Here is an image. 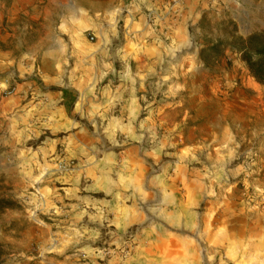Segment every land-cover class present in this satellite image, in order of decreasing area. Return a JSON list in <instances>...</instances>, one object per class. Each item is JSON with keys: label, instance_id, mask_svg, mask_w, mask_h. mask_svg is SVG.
<instances>
[{"label": "rangeland", "instance_id": "1", "mask_svg": "<svg viewBox=\"0 0 264 264\" xmlns=\"http://www.w3.org/2000/svg\"><path fill=\"white\" fill-rule=\"evenodd\" d=\"M149 16L131 31L119 10L113 30L96 21L66 55L95 94L142 75L129 137L95 112L90 147L71 157L72 131L23 122L8 139L0 127V264H264V113L245 103L255 87L232 51L264 35V0H170ZM127 146L137 172L119 165Z\"/></svg>", "mask_w": 264, "mask_h": 264}, {"label": "crops", "instance_id": "2", "mask_svg": "<svg viewBox=\"0 0 264 264\" xmlns=\"http://www.w3.org/2000/svg\"><path fill=\"white\" fill-rule=\"evenodd\" d=\"M86 1L81 4L80 0H0V127L5 131L3 137H19V134L13 136L11 129L20 128L23 122H31L51 135L53 131L57 136L72 131L62 142L67 144L73 157L75 150L81 152L90 147L87 128L95 112L107 119V127L114 136L118 133L130 136L137 129L143 108L133 84L142 75L128 73L124 79L130 82L129 87L127 83H119L117 88L107 85L95 94L88 74L75 72L76 63L70 69L65 67L66 55L77 54L84 46L80 35L93 31L96 21L107 20L113 30L119 10L131 21V31L151 29L149 11L169 10L170 0H153L143 6L132 1L125 5L122 0ZM169 16L168 13L167 19ZM131 44L139 45L138 41ZM247 78L255 88L254 95L245 103L264 113V89L254 78ZM6 88H11L12 93H5ZM141 123H144L142 119ZM115 145L119 146L117 141ZM125 150L120 155L119 165L137 172L141 164L133 156V148L127 146ZM108 157L111 163L117 160L115 152Z\"/></svg>", "mask_w": 264, "mask_h": 264}, {"label": "trees", "instance_id": "3", "mask_svg": "<svg viewBox=\"0 0 264 264\" xmlns=\"http://www.w3.org/2000/svg\"><path fill=\"white\" fill-rule=\"evenodd\" d=\"M236 46L232 48L234 53L239 54L245 63L249 74L259 84H264V35L263 33H251L244 39H236ZM4 200H0V204ZM6 254L4 247L0 244V260Z\"/></svg>", "mask_w": 264, "mask_h": 264}, {"label": "built area", "instance_id": "4", "mask_svg": "<svg viewBox=\"0 0 264 264\" xmlns=\"http://www.w3.org/2000/svg\"><path fill=\"white\" fill-rule=\"evenodd\" d=\"M149 18H153L152 16H149ZM90 40H93V37H90ZM12 93V89L11 90H8L7 91V94H11ZM69 167H70V164L63 161V160H60L58 161L57 163V169L60 171V172H66L69 170Z\"/></svg>", "mask_w": 264, "mask_h": 264}]
</instances>
